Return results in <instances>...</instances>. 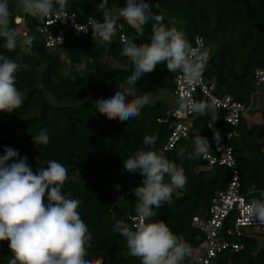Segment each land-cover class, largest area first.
Segmentation results:
<instances>
[{
    "label": "trees",
    "instance_id": "1",
    "mask_svg": "<svg viewBox=\"0 0 264 264\" xmlns=\"http://www.w3.org/2000/svg\"><path fill=\"white\" fill-rule=\"evenodd\" d=\"M102 0H68V14H74L79 23L89 18L102 20L103 10L98 7ZM154 5L153 15L163 16V23L182 30L193 43L195 36L203 39L204 47L210 49V59L205 78L213 80L217 95H230L247 109L255 90L254 73L264 70V0H150ZM12 13L11 27L17 38L32 36L36 55L25 54L17 48L9 52L0 38V54L14 59L21 67L16 73V87L25 93L23 105L12 113L0 112V156L10 147L27 157L33 171L47 167L50 160H56L68 169L62 194L66 198L80 200L78 212L92 235L87 247L86 259L94 264H140L137 257L125 255L128 251L125 238L113 227L123 220L130 227L128 215H137L134 189L142 186L139 173H129L123 161L133 156L140 148H146L143 138L156 135L154 148L164 150L175 121L171 110L176 108L173 95L177 73L167 69L166 63L158 64L153 72L146 73L136 82L137 95H152L159 91L170 92L175 102L170 105L155 100L145 105L140 115L130 121L119 118L109 120L96 112L97 100L114 96L118 86L135 69L131 59L123 54L118 29L112 42L93 40L92 34L83 38L67 39L53 48L46 46L45 35L39 32L43 21L39 16H30L18 6L19 0H8ZM125 0H107V7L115 11ZM155 5H158L156 7ZM16 22L19 23H14ZM175 20V24L171 23ZM151 21L145 26V33L137 38L138 44L150 43ZM125 36L136 35L122 18L117 21ZM62 22L50 26L48 33L57 34ZM65 54L71 68L63 73L61 54ZM103 56L124 64L97 71ZM264 86V84L262 85ZM131 100V96H126ZM199 101H206L199 97ZM245 112V111H244ZM196 116L192 114V125L185 138L166 151L170 161L183 167L187 183L183 190L176 189L172 203L153 208L154 216L146 222L163 221L172 233L183 238L192 246V257L203 241V235L192 227V217L207 210L215 192L226 187L229 174L226 167L213 166L207 169L200 158H187L194 150V139L201 135L208 139V124L227 132L223 112ZM47 129V145L33 143L32 136ZM238 137L230 140L233 148L240 182L244 190L254 187L264 192V152L259 143L262 129L259 125H248L243 114L237 128ZM185 149L184 157L178 156ZM147 150V148H146ZM11 162V161H10ZM39 167V168H38ZM165 182H169L165 177ZM119 185V190H117ZM126 200L122 207H116L117 198ZM256 199L261 194H253ZM47 203V200L45 201ZM230 225V219L225 226ZM134 230V228H133ZM242 249L236 253L225 252L210 264H264V232L244 236L238 241ZM13 255L7 241H0V264H8Z\"/></svg>",
    "mask_w": 264,
    "mask_h": 264
},
{
    "label": "clouds",
    "instance_id": "2",
    "mask_svg": "<svg viewBox=\"0 0 264 264\" xmlns=\"http://www.w3.org/2000/svg\"><path fill=\"white\" fill-rule=\"evenodd\" d=\"M18 6L33 17L55 16L62 21L69 17L66 11L68 0H19ZM153 6L150 0H125L124 6L113 12L107 7V0H102L98 5L103 10L102 20L91 19L84 29L75 25L79 32H87L90 27L93 40L101 43L112 42L118 27H122L117 24L121 18L136 33L120 37L123 54L134 63L133 73L125 84L118 86L114 96L93 103L96 112L109 120L130 121L140 115L141 109L150 102V96H138L136 82L144 74L153 72L158 64L166 63L170 72L181 73L188 85L200 82L208 66L210 49L204 47L203 39L197 38V46L193 47L182 30L164 24L163 16L153 15ZM11 16L8 0H0L3 47L12 52L19 45L23 53L36 55L32 51L34 38L25 35L18 40L17 32L11 27ZM153 20L150 43L138 44L137 38L144 35L145 26ZM171 23L176 22L172 20ZM57 40L62 43V38ZM21 67L27 69L28 66L0 54V112L10 114L23 105L25 93L16 87V73ZM126 96L132 99L127 100ZM176 103L181 111L196 116L212 114L216 119L214 103L196 101L188 92L183 93ZM156 138V135H146L143 144L147 150L140 148L123 161L129 173H139L143 177L142 186L132 189L137 201L138 222L133 230L123 220H118L113 231L125 238L128 251L124 254L139 258L140 264H185L186 259L192 257L191 244L183 236L174 235L163 221L146 222L154 216L153 208L171 204L174 190H183L187 183L183 167L167 159L164 150L154 148ZM32 140L47 145V129H41ZM214 140L219 143L218 133H214ZM193 143L194 150L187 153V158L209 155V142L205 137L199 135ZM185 155V149L178 153L180 157ZM165 177L169 182H165ZM67 179V167L56 160H50L47 167L33 171L26 156L21 157L10 147L4 149V155L0 156V241L8 242L13 255L8 264H94L85 258L92 235L78 212L80 200L62 194ZM116 187L119 190L120 186ZM125 201L123 196L118 197L116 207H122ZM243 212L244 224L264 225V192H261L260 199L248 202Z\"/></svg>",
    "mask_w": 264,
    "mask_h": 264
},
{
    "label": "built area",
    "instance_id": "3",
    "mask_svg": "<svg viewBox=\"0 0 264 264\" xmlns=\"http://www.w3.org/2000/svg\"><path fill=\"white\" fill-rule=\"evenodd\" d=\"M68 15L69 17L64 21L57 20L55 16L49 18L40 17L43 21V26L39 27V32L45 35L47 47L53 48L63 44L67 39L83 38L92 34L90 27L87 32H79L75 27L77 25L81 29L87 28L91 18L84 23H79L74 14ZM59 22H62V28L55 35L49 34L48 28ZM118 29L121 31L120 37L125 36L123 28L118 27ZM57 38H62V43ZM197 38L202 37H194L193 43L191 44L193 47L197 46ZM254 78L255 86L263 85L264 70H256ZM185 92L190 93L196 101H199V97H203L209 103H214L215 109L223 112V121L227 126L226 133H222L211 124L207 126L210 132V136L207 139L210 149L209 155L202 157L206 163L205 167L207 169H211L213 166L226 167L229 180L224 189L214 193L207 210L202 215L199 214L192 217V227L201 232L203 241L197 246L193 258L185 263L210 264L212 260L222 253H236L242 249V245L238 241L245 236L243 233L244 229H253L255 234L264 232V225L257 223L246 225L242 222L244 219V206L248 202L256 199L253 194H261L263 191L254 187L247 190L242 188L239 171L236 166V159L234 158L233 148L230 144L231 139L238 137L237 128L242 114L245 111V106L233 99L230 95H217L215 82L205 78V71L201 81L195 85H188L183 80L181 73L176 75L173 90L176 101ZM192 114L181 111L176 103V108L171 110V116L175 121L170 126V134L164 150H171L180 139L186 137L192 125ZM214 133L219 134V143L214 140ZM46 200L47 198L45 197ZM127 218L132 227L138 222L137 215H128ZM229 219L230 225L225 226V222Z\"/></svg>",
    "mask_w": 264,
    "mask_h": 264
},
{
    "label": "rangeland",
    "instance_id": "4",
    "mask_svg": "<svg viewBox=\"0 0 264 264\" xmlns=\"http://www.w3.org/2000/svg\"><path fill=\"white\" fill-rule=\"evenodd\" d=\"M14 23H17L16 21ZM61 54V61L63 63L62 72L66 73L70 70V60L69 58L63 54ZM124 64L121 62H116L114 60H110L109 57L103 56L101 59V64L97 66V71H106L111 67H123ZM150 102L148 104L153 103L155 100L165 101L167 104L172 105L175 102V98L170 92L159 91L156 94L149 95ZM243 116L248 125H259L262 129V138L260 140L259 146L261 150L264 152V86H256L253 94L250 97V102L248 104L247 109L243 113ZM1 120V113H0ZM39 168V167H38ZM253 229H244L243 233L245 236H251L255 233ZM196 253V252H195Z\"/></svg>",
    "mask_w": 264,
    "mask_h": 264
}]
</instances>
